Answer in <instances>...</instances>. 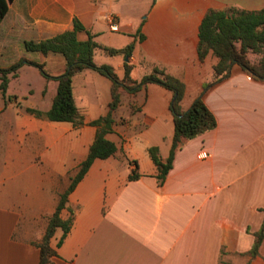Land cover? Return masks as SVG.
<instances>
[{
    "label": "crops",
    "instance_id": "crops-1",
    "mask_svg": "<svg viewBox=\"0 0 264 264\" xmlns=\"http://www.w3.org/2000/svg\"><path fill=\"white\" fill-rule=\"evenodd\" d=\"M230 9L259 11L264 0L9 1L0 19V69L22 63L7 74L5 95L0 89V264H39L49 220L95 140L91 122L109 112L113 83L92 69L73 77L82 125L26 111L49 110L67 60L59 52L28 51L25 42L73 30L75 19L84 26L77 38L92 35L99 45L98 66H111L123 79L128 62L135 81L164 69L185 84L182 110L203 95L217 126L186 141L161 184L149 148L157 146L163 161L169 156L174 93L158 83L135 93L121 89L107 134L117 151L96 159L69 195L72 227L60 245L61 229L51 238L49 264H220L223 252L264 264V240L256 256H246L264 221V80L234 64L217 82L219 57L198 53L206 13ZM131 43L128 60L104 49ZM133 170L139 179H129Z\"/></svg>",
    "mask_w": 264,
    "mask_h": 264
},
{
    "label": "trees",
    "instance_id": "trees-1",
    "mask_svg": "<svg viewBox=\"0 0 264 264\" xmlns=\"http://www.w3.org/2000/svg\"><path fill=\"white\" fill-rule=\"evenodd\" d=\"M9 1L11 0H0V19L7 14ZM81 30H84V26L75 19L73 30L37 42H25V48L28 51H38L45 54L59 52L67 60L66 71L55 77L58 81L57 94L49 110L41 111L35 108H26L28 113L36 117L47 118L54 122H71L75 126H80L83 124L84 117L74 99L73 77L75 74L85 69H92L107 76L113 83L109 112L107 115L91 122L92 125L98 128L95 140L90 147L87 158L81 163L77 174L71 178L70 185L61 194L57 209L49 220L45 235L39 245L41 250L39 264H49L51 257L55 254L50 241L56 231L58 229L63 231L58 242V245H60L71 230L74 217L73 210L68 206V198L71 192L84 178L96 159H107L117 151L116 144L107 138V134L112 131L115 124L113 114L121 104V89L135 93L149 83H158L174 93L170 109L174 117L175 131L169 156L166 161H163L157 146L149 148L150 156L158 169L156 177L161 184L173 167L176 152L184 146L186 141L217 126V119L205 103L203 95L198 97L188 110H182L181 101L185 93V84L178 78L167 74L164 69L155 67L151 73L143 76L140 81H135L130 78L132 66L128 62L125 63V77L123 79H119L111 66H98L93 60V54L99 45L93 40L92 35H89L87 41H80L77 38V33ZM139 37L142 39L143 35L141 34ZM199 38L198 53L201 59H204L210 50L219 57V62L214 68L217 82L229 75L234 64H239L255 79L264 80V9L259 11L210 10L202 19ZM104 49L111 55L123 54L129 59L134 50V43L123 49ZM249 52L263 54V57L257 63H252L248 57ZM21 63L18 62L8 69H0V89L3 95H5L8 85L7 74L18 69ZM35 66L48 77L41 65L35 64ZM212 85H206L204 92ZM140 176L139 172L133 170L129 175V179L137 180ZM66 208L69 210L70 216L68 219H63L61 213ZM263 240L264 221L260 230L255 233V242L251 251L253 256L258 254Z\"/></svg>",
    "mask_w": 264,
    "mask_h": 264
},
{
    "label": "rangeland",
    "instance_id": "rangeland-1",
    "mask_svg": "<svg viewBox=\"0 0 264 264\" xmlns=\"http://www.w3.org/2000/svg\"><path fill=\"white\" fill-rule=\"evenodd\" d=\"M262 57H263V54L250 52L249 59L252 63H257ZM0 103H1V101H0ZM4 134L5 133L0 131V142L4 139V137H5ZM65 215L66 216H64L65 218H63V219H68L69 214L65 213ZM251 251H252V249L246 254L247 257L253 256L251 254ZM246 262L247 261L245 260V258L242 257V254H236L235 253V254H233V257L232 256L228 257L223 252V256H222L220 264H246Z\"/></svg>",
    "mask_w": 264,
    "mask_h": 264
},
{
    "label": "built area",
    "instance_id": "built-area-1",
    "mask_svg": "<svg viewBox=\"0 0 264 264\" xmlns=\"http://www.w3.org/2000/svg\"><path fill=\"white\" fill-rule=\"evenodd\" d=\"M111 27H112V29H117V24H115V23H113L112 25H111Z\"/></svg>",
    "mask_w": 264,
    "mask_h": 264
},
{
    "label": "water",
    "instance_id": "water-1",
    "mask_svg": "<svg viewBox=\"0 0 264 264\" xmlns=\"http://www.w3.org/2000/svg\"><path fill=\"white\" fill-rule=\"evenodd\" d=\"M126 60H128V58Z\"/></svg>",
    "mask_w": 264,
    "mask_h": 264
}]
</instances>
